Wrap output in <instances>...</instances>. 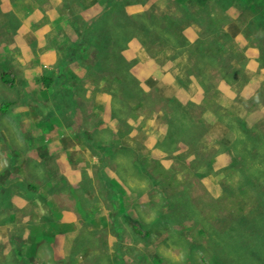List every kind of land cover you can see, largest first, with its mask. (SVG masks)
Segmentation results:
<instances>
[{
    "label": "rangeland",
    "instance_id": "1",
    "mask_svg": "<svg viewBox=\"0 0 264 264\" xmlns=\"http://www.w3.org/2000/svg\"><path fill=\"white\" fill-rule=\"evenodd\" d=\"M106 1L0 0V107L11 103L6 112L0 111V173L10 168V173H2L0 190L12 186L8 207H0V264H264V258L254 255V246L247 245L253 239L264 252V189L259 187L263 184L246 190L241 201L242 195L230 188L236 172L238 180L250 173L264 182L260 159L249 156L239 161L243 139L238 127L230 125L235 118L243 119L248 128L264 122V117L253 114V95L246 91L255 83L242 84L254 77L258 89L264 88V66L258 48L248 46L245 31L236 24L240 8L230 3L225 23L226 32L243 51V60L235 67L239 75L231 83L234 67L218 73L210 87L216 83L219 91L211 92L207 101L201 83L210 70L190 75L191 82L181 88L173 80L181 77L179 61L170 64L156 57L149 44L143 47L136 37L128 41L127 63L137 57L140 64L130 70L116 65L104 45L102 50L87 49L86 55L83 49H67V42L84 41L86 24L101 17L113 22L112 11L101 16ZM109 1L116 8L117 0ZM184 1L182 7L192 13L206 2ZM227 1L217 0L218 8ZM180 4L162 2L170 16L186 15ZM125 13L132 18L149 13V4L126 5ZM25 23L29 43L17 33ZM224 45L229 47L228 42ZM21 47L29 54L19 55ZM65 60L64 78L57 77L52 98V92L40 85L39 73L54 71ZM75 87L76 95L69 97ZM181 93L199 106V114L186 120L180 113L181 120L173 124V107L178 101L182 107L185 103L178 99ZM261 98L257 106L263 112ZM168 130L171 134L178 130L174 141L164 138ZM182 131L195 136V144L192 151L179 144L186 160L171 181L168 174L176 171L171 159L181 154L176 148ZM117 135L114 143L100 142L104 136ZM259 135L263 131L256 139ZM115 142H126L131 150L117 154L119 149L117 155L104 151L115 152ZM191 153L199 155L198 161H192ZM154 168L158 175L152 174ZM18 178L24 184L16 191ZM178 183L187 186L191 209L180 199L174 201L175 194L181 195ZM236 211L242 216L250 212V217L231 221L229 215Z\"/></svg>",
    "mask_w": 264,
    "mask_h": 264
},
{
    "label": "trees",
    "instance_id": "2",
    "mask_svg": "<svg viewBox=\"0 0 264 264\" xmlns=\"http://www.w3.org/2000/svg\"><path fill=\"white\" fill-rule=\"evenodd\" d=\"M165 1L170 2V0H117L116 8L112 9L111 5L107 4L110 1L107 0L105 2L104 13L101 16H109L110 11H112L110 17L112 14L114 15L115 18L113 22L111 21L110 23L107 21L106 18L101 17L98 22L92 25L86 24L84 29L88 28V32L86 37L84 38V41L78 40L75 41V43H72L73 41L67 42V49L69 48H73L75 50L83 49L84 50L83 54L82 52L80 53L82 55H86L85 52L87 49H91V51H95V48H97V50H102L104 49V47L100 45H104L106 49L109 50V53L112 55V59L114 60L113 62L116 65L122 66L124 69L130 70V68H133L134 66L137 67L140 64L137 57L133 58V62L127 63L128 61L127 59H130L129 55L126 56V52L129 49L128 41L133 37L134 38L136 37L143 47H147L149 44V47L151 48L150 53H155L156 57L161 56L163 57L161 59H164V61L169 62L170 64L173 61L176 60L179 61L181 77L174 78L173 72L170 71L169 73L171 75V79L174 78L173 80L177 81L178 85L181 88H186L187 84L191 82V80L189 79L190 75L196 77L210 70L211 72L206 73L205 82L201 83L202 84L201 87L205 93V98L208 101L211 92L216 93L219 91L216 87V83H214L213 86L210 87V84L212 83L211 80L214 79V77L218 73H223L233 67L235 68L238 61L244 56L242 54L243 51L240 48H238L234 43V40L230 35V33L226 32L225 23L230 18L226 10H228L230 3L233 2L231 5L236 4V6L240 8L239 10L242 14V17L236 21V24L238 23L237 25L241 26L245 31L246 35L244 36L248 40L247 41V43L249 44L248 46L256 47L260 51L259 62L260 64H262V66H264V0H228L227 2H225L224 7L222 8H218L217 0H206L205 4L202 6V9H200L196 13L190 12L188 9L185 8V5L182 7V4L185 2L184 0H173V2L178 1V3H181L180 6L184 8L186 15H181V16L180 14L173 16L166 14L162 6V2ZM187 1L192 2V0H187ZM138 3H142L144 5L148 3L149 13L137 14L134 18H132L133 15L130 16L129 14L125 13L126 5H131V4L133 5ZM131 20L133 21L132 23L130 22ZM77 22L81 23V20H78ZM77 25L78 24H75L76 28ZM81 25L79 26V28L81 27ZM84 32L85 31L83 30L81 36L84 34ZM224 42L229 43L228 48L224 45ZM107 57L109 56L107 55ZM72 59H69V62ZM67 62L68 61L65 60L63 64L54 67V71L52 70V68L45 69L44 72L40 73V75L38 76V81L40 82V85L44 88V90L48 94L52 92L53 94L52 98H54V92H53L54 86H56L57 84L56 79L57 77L62 79L64 78L65 67L63 66H65ZM213 68L215 69L222 68V70L213 71L212 70ZM235 71H236L235 76H233L234 75L233 73L230 74V78H233V81L231 80V83L237 80V77L239 75V70L235 68ZM126 73L124 74V78L125 80H128ZM221 77L222 74H219L217 78L218 81L221 80L220 79ZM125 80L123 82L124 83L123 85L127 86L128 88L129 84ZM246 80H247L246 82L242 81L243 86L244 85L246 86L247 84L250 85L251 83H249V81L251 80L252 83H255L253 87L248 86L246 90L250 96L253 95L251 97L252 99L250 100V103L253 104V108H256L253 114L255 116L260 115L261 117H264V108L262 109L263 112H261L258 111L261 108L257 106L258 102L261 101L262 99L261 97L264 96V88L258 89L257 86L258 81L254 77L248 78ZM9 83L12 84V82ZM10 84L8 85L12 87ZM239 86L242 85L239 84ZM256 86L257 88L255 90ZM72 89L73 91L69 92L70 94V96L68 95L69 97H71V95L72 97L73 95H76L75 94L76 87ZM179 96L180 98L178 99L183 98L185 103L184 106L182 107V104L178 101L175 107L177 111L173 107V110L170 113V115L174 117L172 122L175 119L181 120L179 116L180 113L186 118V120L189 119L193 120L194 118H196L199 114L196 108H198L199 106L191 102L188 99V96L187 97L185 96V93H181L179 94ZM10 104L11 103L2 104V106L0 107V111L6 112ZM175 123L176 122H173V124ZM193 123L194 122H190L188 124H193ZM234 124L238 127L237 131L239 132V136L243 139V141L250 140L244 143L242 141V150H240V152L238 153L239 161H242V159L245 160V158L248 159L249 156H256L257 158L256 161H259L260 159V163L263 164L264 163V151H263L264 122L259 121L256 127L248 128L246 127L243 119L241 120L239 118H235V121L231 122L230 125L233 127ZM206 127H208V124ZM180 131L181 129L179 130V132ZM262 131H263V135H259L258 136L259 138L256 139L257 137L256 135ZM116 137H118V135L110 139L109 137L104 136L103 139L100 140V142L107 143L112 141V143H114ZM176 137H178V130L177 132H174L172 134L170 133V130H168V134L164 138H169V141H174ZM195 139L196 137L193 136L191 133L188 136H186V133L183 134L182 131L176 151H179L181 149L179 147V144H181V146L187 145L188 148H190L192 151L193 144H195ZM91 142L93 144L90 146L93 147L95 140L94 141L91 140ZM125 143L126 142H124L122 145V142H115L114 144V146L116 147L115 152H114L115 149L112 150L107 148H105L104 151L105 152L110 151L112 152V154L114 153L115 155L117 151L121 149V151L118 152L117 154L123 153L125 151L128 153V150L131 149L125 147L126 146ZM254 143H256V145H253ZM249 144H251L252 147H250ZM123 147L127 150L123 149ZM191 154L192 157L194 156L192 161L193 162L198 161L199 155L197 153H191ZM171 160L176 163V165L175 166L173 165L172 167V170H176V171L170 172L168 174L169 180L173 181L177 177V172H178L177 170H179V167L182 168L181 166L184 165L181 164V161L186 160V151L185 150L183 151L181 149V154L177 155L176 159L174 160L171 159ZM135 161L136 159L134 160V166L137 168L139 164L135 165ZM204 162L205 160L203 161V163ZM156 170L157 169L155 168L151 170L152 174L158 175V172ZM3 171L4 172L8 171L10 173V168H6ZM2 173H0V181H5L3 179ZM126 174L127 173H125L124 176L127 179ZM238 175H239L238 172L234 173L236 183H232L230 185V188L233 193L242 195L241 197H239L238 201H241L243 199V196L246 194V190H248L249 192L250 190L255 191V186L258 183H262L263 186H259V187H263L264 189V182L260 177L256 178L250 173H245L242 175L241 179L238 180L237 179ZM18 181L19 183L14 184L15 186L14 190L16 191H19V189H21L24 184L22 178H18ZM115 186L120 187L119 184L117 183L115 184ZM30 187L31 185L29 186L26 185V189L27 188L30 189ZM4 189L5 190H0V207L2 206L8 207L9 205L8 196L10 197L12 196L11 194L12 186L7 185L6 188ZM179 190L180 191L178 192H181V195L175 194L173 197L174 201L180 199L188 209L194 207V205L191 202L190 196L186 193L187 186L180 185ZM27 192L29 194V192H32V190H29ZM78 204L81 205L80 203ZM253 211L255 210L253 209ZM185 213L187 214V210H184L182 219H185V215H186ZM249 214L250 212H246L245 216L250 217ZM245 216H242L240 213H237V211L229 215L231 221H237L239 218ZM11 218L12 216L9 214L8 221H11ZM50 221L53 223V220ZM226 221L231 222L230 219ZM197 233L202 235V230H198ZM251 242L253 243L248 242L247 245L254 246V250H256L254 255L256 256V258H264V252L258 251L256 241L252 239ZM5 257L7 256H2L3 259ZM204 259H207V257H205Z\"/></svg>",
    "mask_w": 264,
    "mask_h": 264
},
{
    "label": "crops",
    "instance_id": "3",
    "mask_svg": "<svg viewBox=\"0 0 264 264\" xmlns=\"http://www.w3.org/2000/svg\"><path fill=\"white\" fill-rule=\"evenodd\" d=\"M27 28H28V29H27ZM28 30H30V29H29V27H28V25H27L26 23L20 25L19 28L17 29V33H19V35H20L21 37H23L27 43H29V42L32 40L30 36H26V35H31L30 33H28ZM19 50H21V53L19 54V55H21V56H22L23 54H27V52H28V54H29V49H27L26 47H21ZM39 75H40V73H39ZM87 150H88V149H87ZM88 151H89V150H88ZM88 151H87V155H88ZM81 162H82V161H81ZM82 163H83V162H82Z\"/></svg>",
    "mask_w": 264,
    "mask_h": 264
},
{
    "label": "bare ground",
    "instance_id": "4",
    "mask_svg": "<svg viewBox=\"0 0 264 264\" xmlns=\"http://www.w3.org/2000/svg\"><path fill=\"white\" fill-rule=\"evenodd\" d=\"M229 19H230V18H229ZM234 22H235V21H234ZM234 22H233V23H234ZM257 94H258V93H257ZM258 96H259V95H258ZM60 108H62V107H60ZM62 109H63V108H62ZM131 168H132V166H131ZM179 205H180V204H179ZM180 207H181V205H180Z\"/></svg>",
    "mask_w": 264,
    "mask_h": 264
},
{
    "label": "flooded vegetation",
    "instance_id": "5",
    "mask_svg": "<svg viewBox=\"0 0 264 264\" xmlns=\"http://www.w3.org/2000/svg\"><path fill=\"white\" fill-rule=\"evenodd\" d=\"M241 14V13H240ZM242 17V14H241V16H240V18ZM249 21V20H248Z\"/></svg>",
    "mask_w": 264,
    "mask_h": 264
}]
</instances>
